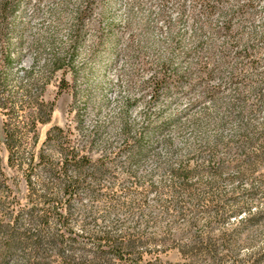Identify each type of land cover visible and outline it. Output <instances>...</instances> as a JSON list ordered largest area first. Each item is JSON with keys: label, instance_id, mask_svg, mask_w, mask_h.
Returning <instances> with one entry per match:
<instances>
[{"label": "rangeland", "instance_id": "1", "mask_svg": "<svg viewBox=\"0 0 264 264\" xmlns=\"http://www.w3.org/2000/svg\"><path fill=\"white\" fill-rule=\"evenodd\" d=\"M9 29L12 65L1 68L9 80L0 100L9 102L0 107L7 185L0 190V223L32 204L26 153L42 148L58 160L57 147H77L93 164L103 159V172L86 176L71 198L70 221L85 237L137 239L133 252L142 260L131 255L125 264H212L202 254L182 255L180 245L194 232L215 235L244 202L264 210V160L253 172L237 166L238 147H264V0H23ZM61 60L63 67L53 70L51 63ZM40 100L45 124L36 121ZM244 106L258 109L248 145L237 121ZM4 124L17 133L10 165ZM51 127L60 128L59 139L47 136ZM135 147L143 155L130 160ZM212 153L226 167L209 185ZM181 163L200 171L185 189L171 174ZM32 181L40 194L44 173ZM217 250L218 264H264V224L234 256L220 243Z\"/></svg>", "mask_w": 264, "mask_h": 264}, {"label": "trees", "instance_id": "2", "mask_svg": "<svg viewBox=\"0 0 264 264\" xmlns=\"http://www.w3.org/2000/svg\"><path fill=\"white\" fill-rule=\"evenodd\" d=\"M23 0H0V91H4L8 82V73H4L1 68L8 70L12 65V59L9 53L11 44L7 33L9 32V21L19 8ZM204 1V0H199ZM206 12L210 14L213 7L210 5ZM88 7L76 12L77 21H80L86 14ZM227 29V27H224ZM78 35V34H77ZM76 35V38L78 37ZM250 55L249 50H244L243 57ZM65 62V60H64ZM69 62V59L66 60ZM52 69L63 67V61H53ZM162 83L156 82L153 91L156 93L161 89ZM62 81V80H61ZM31 94L30 90H27ZM40 94V93H39ZM9 100H0V107L7 108ZM38 106V117L36 121L45 124L49 121L46 104L43 101L36 103ZM237 112V121L239 130L245 136L244 144L253 142L251 134L256 126L252 123V117L258 109L245 108ZM45 115V116H44ZM3 144L7 152V163L10 165L13 157L18 153L15 141L17 133L9 129L4 124ZM264 130V115L260 123ZM52 133V135H51ZM60 128L51 127L47 136L59 139ZM48 140L50 139L47 137ZM59 152L58 160L39 148L37 151L31 149L28 155L27 167L23 174L29 190L27 197L32 203L29 207H19L15 214H9L10 223H0V264H7L9 258L18 255V264H52L55 258L57 264H125L131 255L137 263L142 260V255L135 254L133 249L137 239L133 238H115L109 233L104 232L96 236H87L79 234L73 229L69 215V203L86 182V176H96L103 172V159L99 158L98 164L91 163L89 157L80 155L77 147H57ZM138 154L131 153L130 160H136L141 155V147H135ZM242 156L237 166L244 167L245 170L253 172L258 164L264 160V147H238ZM226 165L223 160L215 161L212 153L209 166L205 171L210 173L209 185H213L219 179L221 170ZM3 164L0 159V190L6 188L3 172ZM41 171L44 173L47 182L41 183V193L38 194L33 185V175ZM199 169L189 168L181 163L177 168L171 170V174L178 179L179 186L183 189L188 188V181L194 173H199ZM5 192H8L5 189ZM250 195L252 192L248 191ZM53 194V195H51ZM220 196V195H219ZM40 205V210L37 206ZM1 206V201H0ZM216 206L215 216H221ZM233 218V223L231 222ZM224 219L227 221L225 222ZM229 219V220H228ZM237 219L235 223L234 220ZM224 221V222H223ZM223 221L219 222L217 233L209 231L207 234L194 232L189 235L182 243L180 252L184 256L195 257L200 254L209 257L212 264H218L222 256L218 253L219 243L225 250L230 251L234 256L237 247L247 244V238L252 235L256 228L264 224V210H251L247 202L238 205L235 211L229 213ZM227 227H225V225ZM140 240V239H139ZM89 245V247H87ZM261 259H258L260 261Z\"/></svg>", "mask_w": 264, "mask_h": 264}]
</instances>
